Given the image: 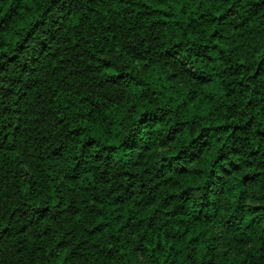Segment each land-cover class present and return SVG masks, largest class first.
Instances as JSON below:
<instances>
[{
	"label": "trees",
	"instance_id": "16d2710c",
	"mask_svg": "<svg viewBox=\"0 0 264 264\" xmlns=\"http://www.w3.org/2000/svg\"><path fill=\"white\" fill-rule=\"evenodd\" d=\"M0 264H264V0H0Z\"/></svg>",
	"mask_w": 264,
	"mask_h": 264
}]
</instances>
